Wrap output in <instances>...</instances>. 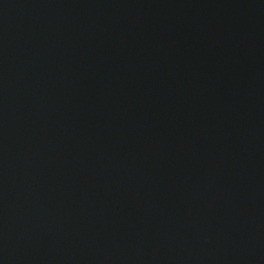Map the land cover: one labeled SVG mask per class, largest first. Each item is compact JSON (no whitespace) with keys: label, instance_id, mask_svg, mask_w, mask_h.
<instances>
[{"label":"water","instance_id":"obj_1","mask_svg":"<svg viewBox=\"0 0 264 264\" xmlns=\"http://www.w3.org/2000/svg\"><path fill=\"white\" fill-rule=\"evenodd\" d=\"M0 264H264V0H0Z\"/></svg>","mask_w":264,"mask_h":264}]
</instances>
